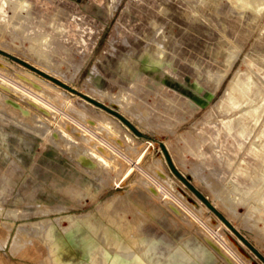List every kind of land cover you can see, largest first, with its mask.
<instances>
[{
    "label": "rangeland",
    "instance_id": "obj_1",
    "mask_svg": "<svg viewBox=\"0 0 264 264\" xmlns=\"http://www.w3.org/2000/svg\"><path fill=\"white\" fill-rule=\"evenodd\" d=\"M0 17L6 74L58 97L45 115L0 84V221L74 236L92 264H229L210 236L264 264V0H0ZM70 146L109 165L93 173ZM46 158L78 168L80 205L17 212L9 173Z\"/></svg>",
    "mask_w": 264,
    "mask_h": 264
},
{
    "label": "crops",
    "instance_id": "obj_2",
    "mask_svg": "<svg viewBox=\"0 0 264 264\" xmlns=\"http://www.w3.org/2000/svg\"><path fill=\"white\" fill-rule=\"evenodd\" d=\"M16 162L14 160V163ZM17 179L24 180V186L16 187L14 183L9 197L13 206L18 207L16 211L21 213L35 209L57 213L74 210L80 205V197L84 192L80 186L82 177L78 168L73 167L69 162L58 161L57 158H46L45 161H41L36 171H24L18 176L15 171L9 173V181ZM18 183L21 185L20 182ZM135 205L143 213H149L147 206ZM150 212L156 210L151 209ZM151 218L153 227L160 229L162 226L157 217L152 214ZM57 222L61 224L63 220ZM166 222V228H162L166 229L168 237L176 238L180 225L172 219ZM29 226H31L29 223L16 225L13 222L0 221V264H92L91 260L80 251L74 236L49 234L43 238L36 236L20 238L21 229L30 233ZM237 245L245 250L241 240Z\"/></svg>",
    "mask_w": 264,
    "mask_h": 264
},
{
    "label": "bare ground",
    "instance_id": "obj_3",
    "mask_svg": "<svg viewBox=\"0 0 264 264\" xmlns=\"http://www.w3.org/2000/svg\"><path fill=\"white\" fill-rule=\"evenodd\" d=\"M240 2V0H239ZM254 2V1H253ZM25 3V2H24ZM244 3V1H243ZM257 3V2H256ZM242 4V3H241ZM258 4V3H257ZM24 5V4H23ZM27 5V4H26ZM256 5V4H255ZM2 6V5H1ZM4 7V6H3ZM2 7V8H3ZM240 7V6H239ZM22 8V7H21ZM7 11V10H6ZM1 18V17H0ZM173 43V42H172ZM217 49V48H216ZM169 53V52H168ZM168 58V57H167ZM166 61V60H165ZM157 63V62H156ZM160 70V69H159ZM5 71H9V67L3 62L0 60V74L2 75H5V76H1L0 75V84H4L5 87H6V90L8 92H14V93H17L18 95H20V97H23L22 99L24 100H28L29 102H31L30 105H32L33 107H37L39 109L42 110V113H44L45 115H52L54 116V113H56V109L50 104V99L52 100V98H56V95L54 96L53 92L50 93V91L47 89V87L45 86L44 83L40 82L39 83H35L34 81H28L26 79H20V78H16V77H13L9 74H6ZM48 86V85H47ZM244 88V87H243ZM235 88H233L234 90ZM236 90V89H235ZM232 91V90H231ZM237 91V90H236ZM238 92V91H237ZM245 92V91H243ZM11 94V93H10ZM15 94V95H17ZM14 95V94H13ZM53 95V97H52ZM19 97V98H20ZM58 99V97L56 98ZM54 100V99H53ZM28 102V103H29ZM11 103L14 104L15 107H19V108H25L26 110H28L30 113H33L31 110H29L28 108H26L23 104H21V102H18V101H12ZM119 103V102H118ZM117 103V104H118ZM119 105V104H118ZM120 105L122 107V111L124 114H128L129 116H132L131 112H135V110H132L130 107L126 106L124 102H120ZM231 106V105H230ZM61 108V107H60ZM38 110V109H37ZM63 110V109H62ZM74 111V110H72ZM60 113V112H59ZM76 113V112H75ZM81 113V111H80ZM72 114V113H71ZM84 114V113H83ZM31 115V114H30ZM52 116V117H53ZM84 116V115H83ZM41 117V116H40ZM51 117V119H52ZM68 117V116H67ZM82 117V116H81ZM80 117V118H81ZM79 119V118H78ZM44 120V119H43ZM53 120V119H52ZM75 120V119H74ZM73 120V121H74ZM83 120V119H82ZM108 120V119H107ZM76 122V121H75ZM78 122V121H77ZM85 122V121H83ZM109 122V121H108ZM111 122V120H110ZM115 122V121H114ZM113 122V123H114ZM81 123V122H79ZM78 123V124H79ZM56 124V123H55ZM82 124V123H81ZM86 124V123H85ZM84 124V125H85ZM83 125V124H82ZM57 126V125H56ZM81 126V125H80ZM108 126V125H107ZM117 126V124L115 125ZM58 127V126H57ZM61 127V126H60ZM75 127V126H74ZM126 127V126H125ZM77 128V127H76ZM85 131V133L91 135L92 137H95V138H99V134L96 135L95 132H93V128L91 129V126L90 127H87V126H84L82 127ZM103 128V127H101ZM61 129H64L65 128H61ZM74 129V128H73ZM66 131V130H65ZM82 131V130H81ZM67 132V131H66ZM83 132V131H82ZM69 133V132H68ZM63 134V133H62ZM66 136H68L70 138V140L72 142H75V143H78V141L74 140L69 134H65ZM86 135V134H85ZM84 135V136H85ZM69 140V139H68ZM69 140V141H70ZM87 140V139H86ZM85 140V141H86ZM109 140V139H108ZM84 141V142H85ZM99 141L102 142L103 144H106L107 143L105 142L104 139H100L99 138ZM112 141V140H110ZM81 142V140H80ZM79 142V143H80ZM89 145V144H88ZM112 147V144L109 145ZM71 149H70V152L71 154L74 156V158H76L75 160L76 161H79L78 164L80 163L83 167H85L87 170H92L93 173H99L102 169L101 166L103 165H109V162H108V159L103 156L102 154H100V152H98L95 148H93L91 151H86L84 154L81 153L80 151H78L77 147L75 146H70ZM76 149H75V148ZM106 147V146H105ZM115 147V146H114ZM89 148H90V145H89ZM107 148V147H106ZM130 170V169H129ZM156 183V182H155ZM163 184V183H162ZM160 188L159 190L161 192H163L164 194L167 193L168 189L167 187L164 185L160 186L158 185ZM191 213V211H190ZM133 235V234H132ZM214 237V236H213ZM215 238H206L205 240L207 241L208 243V246L210 247V249L212 250L213 253L217 254L218 256L220 257H223L229 264H233L237 261H239V263L241 264H245V262L239 260L238 258H241L240 255L238 256L237 255V252H235V250L232 249V247L230 245H226L221 243L219 240L215 241L214 240ZM233 241V240H232ZM235 244H237L235 241H233ZM240 248V247H239ZM210 250V251H211ZM240 251L242 252V248H240ZM147 252V251H145ZM226 252L228 254H226ZM243 253V252H242ZM142 254V253H141ZM148 254V253H147ZM144 256V254H142ZM141 255V256H142ZM151 255V254H150ZM136 256V255H135ZM142 256V257H143ZM246 256L248 257V259H251V256L246 254ZM126 257V256H125ZM128 257V256H127ZM131 257V256H129ZM134 257V256H133ZM93 258V257H92ZM95 258V257H94ZM93 258V259H94ZM91 259V258H90ZM128 259V258H127ZM137 259V258H135ZM139 259V258H138ZM155 259V258H154ZM92 260V259H91ZM130 260V259H129ZM146 260V259H145ZM95 261V260H94ZM109 261V260H108ZM141 261V260H140ZM139 261V262H140ZM169 261L173 262L172 260L169 259ZM235 261V262H233ZM241 261V262H240ZM159 262V261H158ZM161 262V261H160ZM166 262V261H165ZM163 262V264L165 263ZM131 263V262H130ZM136 263V262H135ZM144 262H142L143 264ZM101 264V263H100Z\"/></svg>",
    "mask_w": 264,
    "mask_h": 264
}]
</instances>
